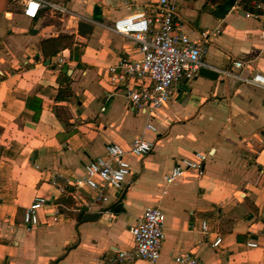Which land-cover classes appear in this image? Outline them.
Returning <instances> with one entry per match:
<instances>
[{
	"label": "crops",
	"instance_id": "1",
	"mask_svg": "<svg viewBox=\"0 0 264 264\" xmlns=\"http://www.w3.org/2000/svg\"><path fill=\"white\" fill-rule=\"evenodd\" d=\"M48 1L69 14L41 9L31 18L22 0H0V264H110L116 250L133 247L130 228L147 206L166 215L158 264H175L186 253L204 264H264V88L198 74L177 82L150 120L129 109L125 84L111 83L107 70L141 57L135 41L112 31L114 22L129 13V4L143 9L157 0ZM176 4L179 32L193 41L211 34L207 64L264 76L263 16L237 2L223 18L217 13L224 8L205 0ZM81 22L93 27L85 36ZM59 35H72L75 49L47 59L41 42ZM236 60L246 67L234 68ZM139 136L154 150L131 158L123 190H110L99 219L83 222L96 213L84 204L94 192L75 186L85 165L107 144L128 147ZM194 152L208 154L204 174L167 184L164 175ZM38 197L47 205L40 224L27 229L24 212ZM217 237L222 242L214 248Z\"/></svg>",
	"mask_w": 264,
	"mask_h": 264
},
{
	"label": "built area",
	"instance_id": "2",
	"mask_svg": "<svg viewBox=\"0 0 264 264\" xmlns=\"http://www.w3.org/2000/svg\"><path fill=\"white\" fill-rule=\"evenodd\" d=\"M24 13L34 18L41 9H49L55 14L66 16L69 10L62 4L48 0H22ZM129 13L117 19L112 31L135 41L140 52V59H122L119 65L108 68V79L113 84H125L129 109L132 112L146 114L151 120L154 114L163 108L173 95V87L179 81H191L200 69L207 68L225 77H234L242 83L263 87L264 76L254 74L244 76L232 69H218L207 64L203 56L210 41V33H201L200 41H193L189 36L177 30L176 0H157L143 9H134L129 4ZM59 63L63 62L60 58ZM232 66L244 69L245 62L236 60ZM147 129L156 131L152 123ZM155 144L139 136L128 147L118 143L105 146V153L85 165V174L76 180L75 186L93 191L91 198H84L88 212L103 213V205L110 202V190H123L131 175V158H143L154 150ZM208 154L194 152L183 157L164 175V181L172 184L187 174L202 176ZM47 205L44 197L36 198L26 208L23 223L27 229L40 224L39 212ZM58 214L53 213V216ZM166 215L158 206H147L138 222L130 228L134 245L128 250H116L110 264H132L145 260L149 264H158L165 239ZM202 232L207 231L205 221L201 223ZM222 242L221 237L213 242L214 248ZM250 248H257L256 242H248ZM175 264H204L198 257L181 254L175 258Z\"/></svg>",
	"mask_w": 264,
	"mask_h": 264
},
{
	"label": "trees",
	"instance_id": "3",
	"mask_svg": "<svg viewBox=\"0 0 264 264\" xmlns=\"http://www.w3.org/2000/svg\"><path fill=\"white\" fill-rule=\"evenodd\" d=\"M206 5L211 3L212 5L218 6V8H225L230 1L237 2L239 7L255 16L264 17V0H205ZM76 44L74 37L72 35H59L55 38H48L41 42V49L44 56L48 59L55 56L57 53L66 49L68 47L73 48ZM75 48H73L74 50ZM68 95L67 98H70L71 94L66 90ZM114 211L120 213L122 211L121 204H117L114 208Z\"/></svg>",
	"mask_w": 264,
	"mask_h": 264
},
{
	"label": "water",
	"instance_id": "4",
	"mask_svg": "<svg viewBox=\"0 0 264 264\" xmlns=\"http://www.w3.org/2000/svg\"><path fill=\"white\" fill-rule=\"evenodd\" d=\"M233 4H234V1H230L224 9H221L217 13V15L220 18H223L225 13H227L230 10V8H232ZM92 29H93L92 25L86 22H81L78 25V32L81 36H85L86 34H89L92 31ZM49 63H50V60H47L46 65H48ZM199 74L201 76H204L212 80H216L218 78V73L216 71L207 69V68L200 69ZM100 215L101 214H97V213H88L83 216L82 221L83 222L96 221L97 219H99Z\"/></svg>",
	"mask_w": 264,
	"mask_h": 264
}]
</instances>
